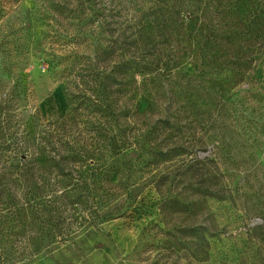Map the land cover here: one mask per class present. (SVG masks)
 <instances>
[{"label": "rangeland", "instance_id": "obj_1", "mask_svg": "<svg viewBox=\"0 0 264 264\" xmlns=\"http://www.w3.org/2000/svg\"><path fill=\"white\" fill-rule=\"evenodd\" d=\"M11 1L0 0V149L31 122L36 138L57 142L50 146L72 182L90 166L122 170L98 200L112 218L97 222L85 208V222L67 220L62 244L23 257L24 242L4 245L10 264H264V0ZM159 7L187 19L184 42L173 35L157 46L159 73L118 77L115 122L75 106L90 94L82 81L94 67L93 44L112 47L113 56L96 59L109 71L123 53L117 45L129 41L125 25ZM227 36L234 45L219 46ZM26 37L27 53L19 48ZM143 99L157 108L138 109ZM165 101L173 128L141 153L136 139L163 117Z\"/></svg>", "mask_w": 264, "mask_h": 264}, {"label": "trees", "instance_id": "obj_2", "mask_svg": "<svg viewBox=\"0 0 264 264\" xmlns=\"http://www.w3.org/2000/svg\"><path fill=\"white\" fill-rule=\"evenodd\" d=\"M11 2H19L20 5H23V0H12ZM95 8L100 7L95 5ZM141 18L144 20L125 25L122 29L125 34L127 31L129 32L126 35V39L129 41L117 45L119 49L121 46L123 53L120 52V59L110 66L109 71L107 68L102 70L101 67L97 66L99 62L97 60H106L113 56L112 47L103 45L102 42L93 44L92 56L97 60L95 59L93 62L94 67L90 71V79L82 81L85 86L87 84L90 94L84 93V99L78 100L75 106L89 109L92 114L108 117L110 122H115V120H111L117 117L111 103V86L121 82L118 77L135 78L136 76L144 77L159 73L162 64L157 46L163 45L164 42L169 44L170 41L168 40L173 35L179 43L184 42V37L187 34L184 29L187 19L180 14L179 9H169V7L163 10L160 7L148 11L140 9L139 19ZM37 32L42 35V30ZM36 37L34 38L36 39ZM233 37H224L219 46L228 45V48H231L234 45ZM24 40L25 42L20 40L21 45L17 44L20 49L23 48L27 53L31 40L30 37H26ZM5 42L9 44V41ZM113 42L115 44L118 40L114 38ZM73 62L71 61L67 63L69 65L65 66L69 73L73 71L71 68ZM60 64L62 63L59 62L54 65L50 62L48 66L53 67ZM22 74L26 75V73ZM21 79L20 81L25 80V78ZM149 80V82L155 83V88L159 87V90L161 88L162 94L167 96V92L169 93L170 90L164 87L162 80H155L154 78ZM62 97L67 105V111H69L71 101L65 94H62ZM143 100L145 105H141V101L137 100L138 109L157 108V104L150 99ZM170 110V103L165 101L160 108V112L164 115L157 119L160 123L157 124L158 122L155 121L147 125L143 133L139 134L136 139V146L141 153L146 154L153 151L151 141L156 138L158 131L173 128L169 123ZM27 127L29 129L23 136H12L9 139L4 137L6 147L0 149V161L2 162L0 163V264L11 263V256H8L10 253L4 245H7L8 249H12L18 240L24 242L21 251L22 257L27 256V254L36 255L46 250V246L52 242L64 243L70 234L65 229V224H68L67 220L73 218L75 222L78 220H80L79 223L82 220L85 222V217H80L85 208L89 209L90 215L95 218L99 217L97 222L113 217L109 213L101 212L102 209H100L98 200L108 188L106 187L108 184L119 182V175L122 170L120 165H106L104 163L97 167L90 166L80 180L72 182L70 173L64 171L61 158L56 157L58 153L52 147L57 142L45 137L36 138L35 126L31 122ZM177 128L175 126V130ZM63 143L67 146L70 145L67 139H64ZM51 144L53 145L50 146ZM160 152L162 153V151ZM67 156L75 157L74 154ZM74 161L70 160L69 162ZM49 176H52L54 183H50ZM49 187L51 188L49 189ZM205 194H212L209 188L206 189ZM69 211L71 213L67 214ZM27 226H30V229ZM36 226L37 228H35ZM30 230L35 232L31 233ZM21 256L15 258L19 259Z\"/></svg>", "mask_w": 264, "mask_h": 264}]
</instances>
